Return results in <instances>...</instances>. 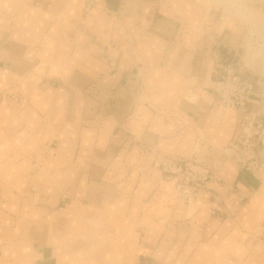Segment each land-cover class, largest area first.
Wrapping results in <instances>:
<instances>
[{
  "label": "crops",
  "instance_id": "1",
  "mask_svg": "<svg viewBox=\"0 0 264 264\" xmlns=\"http://www.w3.org/2000/svg\"><path fill=\"white\" fill-rule=\"evenodd\" d=\"M210 1L0 0V264H264V166L224 156L212 89L253 80L260 152L264 13ZM194 153L217 179L184 204L155 158Z\"/></svg>",
  "mask_w": 264,
  "mask_h": 264
},
{
  "label": "built area",
  "instance_id": "2",
  "mask_svg": "<svg viewBox=\"0 0 264 264\" xmlns=\"http://www.w3.org/2000/svg\"><path fill=\"white\" fill-rule=\"evenodd\" d=\"M222 73L213 82L212 89L223 110H234L242 114L241 131L235 141L222 148L224 156L231 158L242 169L254 172L262 167L255 136L262 131L261 121L253 118L249 105L254 102V82L251 78L238 74L232 64H223ZM156 168L172 180L176 186L178 198L184 204H190L199 198V194L209 188L217 179V171L194 153L189 157H177L159 154L155 158Z\"/></svg>",
  "mask_w": 264,
  "mask_h": 264
},
{
  "label": "rangeland",
  "instance_id": "3",
  "mask_svg": "<svg viewBox=\"0 0 264 264\" xmlns=\"http://www.w3.org/2000/svg\"><path fill=\"white\" fill-rule=\"evenodd\" d=\"M217 1L219 2V0H217ZM224 1H228V3H232L230 5L231 6H234V8L235 7H237V8H243V11L244 12H247L248 14H249V10H250L249 8L257 9L260 12H263L264 13V4L260 0H224ZM207 4L208 5L212 4V5L218 6L217 3L211 2L210 0H207ZM222 10L223 11H221L222 13H221L220 16L224 17V15H226L229 18V16L227 15L226 10L223 9V8H222ZM215 11H217V10H215ZM247 13L244 16H246ZM256 15H258V14H256ZM260 15L263 16L262 14H260ZM232 18H233V16H232ZM235 18L238 21L245 22L249 27L251 26L250 23L248 22V20H246L244 18L241 19L242 17H238V16H236ZM224 20H225V18H224ZM201 160L206 163V161L204 159H202V157H201Z\"/></svg>",
  "mask_w": 264,
  "mask_h": 264
},
{
  "label": "bare ground",
  "instance_id": "4",
  "mask_svg": "<svg viewBox=\"0 0 264 264\" xmlns=\"http://www.w3.org/2000/svg\"><path fill=\"white\" fill-rule=\"evenodd\" d=\"M253 21H255V24L257 25V27L256 26L255 27L258 28V29L260 28V30H258V31H263L264 30V16L256 15V18ZM260 36L263 37L262 35H260ZM242 52L244 53V51H242ZM242 64L244 65L246 70L250 73V75L255 79L256 74L253 72V70H251V68L246 64L245 61L244 62L242 61ZM263 141H264V130H263V139H262V143H261V146H260V156H261V161H262V167L264 166V157H263V154L261 152V147H262Z\"/></svg>",
  "mask_w": 264,
  "mask_h": 264
}]
</instances>
